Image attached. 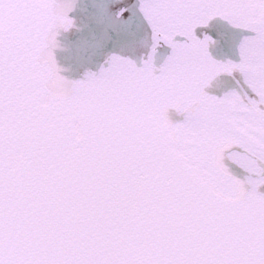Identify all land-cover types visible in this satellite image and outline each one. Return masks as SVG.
Returning a JSON list of instances; mask_svg holds the SVG:
<instances>
[{
    "label": "snow or ice",
    "instance_id": "1",
    "mask_svg": "<svg viewBox=\"0 0 264 264\" xmlns=\"http://www.w3.org/2000/svg\"><path fill=\"white\" fill-rule=\"evenodd\" d=\"M72 7L0 0V264H264V0H139L142 66L83 80L54 55ZM215 18L238 60L198 34Z\"/></svg>",
    "mask_w": 264,
    "mask_h": 264
},
{
    "label": "water",
    "instance_id": "2",
    "mask_svg": "<svg viewBox=\"0 0 264 264\" xmlns=\"http://www.w3.org/2000/svg\"><path fill=\"white\" fill-rule=\"evenodd\" d=\"M73 7L69 16L74 26L68 30L60 29L57 41L59 46L54 55L61 75L68 80H83L87 74L97 73L108 66L113 54L134 60L142 66L143 60L151 53L153 31L146 25L125 31L128 11L119 15L120 9L107 12L87 7L85 0H71ZM130 6V7H129ZM171 51V47L161 42L157 47L155 63L159 67L167 59L160 56ZM170 111H175L172 109Z\"/></svg>",
    "mask_w": 264,
    "mask_h": 264
},
{
    "label": "flooded vegetation",
    "instance_id": "3",
    "mask_svg": "<svg viewBox=\"0 0 264 264\" xmlns=\"http://www.w3.org/2000/svg\"><path fill=\"white\" fill-rule=\"evenodd\" d=\"M87 7L97 10L107 12L109 10L120 9L128 5L131 9L128 11L126 25L124 26L125 31H129L138 26L146 25V18L143 16L142 12L139 10V0H85ZM129 6V7H130ZM210 31L213 35L218 36L221 42L218 46L212 49L213 55L217 59H233L238 60V46L242 41L244 35L247 33L245 30L233 27L229 22L223 20L222 18H215L208 29H198V34L201 31ZM171 54V51L161 54L166 58ZM224 82L223 87H212L208 91L212 94L222 95L224 91L233 86V78L229 76H222L220 78ZM169 118L175 122H181L185 119V114L178 113L175 111H169ZM244 175V173H240Z\"/></svg>",
    "mask_w": 264,
    "mask_h": 264
}]
</instances>
